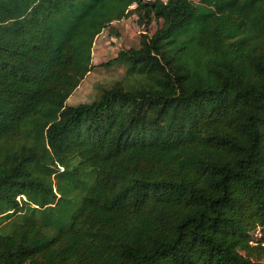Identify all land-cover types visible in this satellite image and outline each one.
I'll use <instances>...</instances> for the list:
<instances>
[{"label": "trees", "instance_id": "obj_1", "mask_svg": "<svg viewBox=\"0 0 264 264\" xmlns=\"http://www.w3.org/2000/svg\"><path fill=\"white\" fill-rule=\"evenodd\" d=\"M131 17L127 82L67 104ZM263 259L264 0H0V264Z\"/></svg>", "mask_w": 264, "mask_h": 264}, {"label": "rangeland", "instance_id": "obj_2", "mask_svg": "<svg viewBox=\"0 0 264 264\" xmlns=\"http://www.w3.org/2000/svg\"><path fill=\"white\" fill-rule=\"evenodd\" d=\"M191 1L196 4L199 0ZM157 25V22L152 23L147 32L152 34ZM110 28H113L115 32ZM142 30L137 25L135 17L113 22L109 28L104 29L96 37L92 47L91 60L95 67L86 75L66 103L77 105L92 102L99 95L101 89L112 86L115 82H127L123 65L105 67L100 64L115 58L121 50L138 47ZM247 229L249 234L258 238L259 228L249 227Z\"/></svg>", "mask_w": 264, "mask_h": 264}, {"label": "built area", "instance_id": "obj_3", "mask_svg": "<svg viewBox=\"0 0 264 264\" xmlns=\"http://www.w3.org/2000/svg\"><path fill=\"white\" fill-rule=\"evenodd\" d=\"M146 2H161L163 4H165L168 0H144ZM135 7V4H132L129 8L132 9Z\"/></svg>", "mask_w": 264, "mask_h": 264}]
</instances>
